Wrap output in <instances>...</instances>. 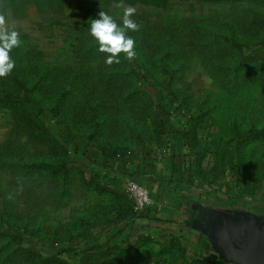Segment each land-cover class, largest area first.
Segmentation results:
<instances>
[{
	"label": "rangeland",
	"instance_id": "obj_1",
	"mask_svg": "<svg viewBox=\"0 0 264 264\" xmlns=\"http://www.w3.org/2000/svg\"><path fill=\"white\" fill-rule=\"evenodd\" d=\"M129 7L136 55L109 65L90 25L105 12L122 26ZM2 8L0 30L14 28L21 43L0 96L24 97L17 68L34 89L25 99L34 116L0 103V264H222L184 214L180 225L148 229L127 193L134 175L104 172L185 161L188 208L264 217V0H0ZM167 107L187 118L184 132L170 133ZM184 143L186 157L170 152Z\"/></svg>",
	"mask_w": 264,
	"mask_h": 264
},
{
	"label": "crops",
	"instance_id": "obj_2",
	"mask_svg": "<svg viewBox=\"0 0 264 264\" xmlns=\"http://www.w3.org/2000/svg\"><path fill=\"white\" fill-rule=\"evenodd\" d=\"M172 160H169V164H166L164 167L162 164H158L157 167H150L145 166L143 164L137 166L139 170L136 171L137 168L135 166H127L121 170L120 173H132L134 175L131 181L135 182H143L151 191H152V198L155 201V205L153 209V214L150 216L151 221L146 219L151 228H167L170 227L172 224L180 225L177 223L176 218H178L181 214H184L187 228H189V232L191 233L190 229L193 232H196L198 235L200 232L199 228L201 227V220L195 219L197 218V214L199 212H203L205 215L207 211H209L208 206H204V203L199 202L198 204H192L190 207H187V203L193 200V188L189 186V182L187 179V174L183 172V170L178 171L172 165ZM162 169L165 171L162 172ZM136 172V173H135ZM121 174V175H122ZM120 175V176H121ZM145 178V179H144ZM232 205L226 206L225 211H245L241 209L233 210ZM187 207V211L182 212L183 208ZM214 209V208H210ZM155 213H159L162 217L159 218V221H155L158 218ZM186 213V214H185ZM256 215V214H255ZM259 216V215H257ZM261 217V216H260ZM194 220V223H193ZM177 223V224H176ZM170 225V226H169ZM185 226H180L179 230L185 232L187 229ZM174 230L177 228H173ZM205 235V234H204ZM191 236V235H190ZM209 239V238H208ZM215 253V252H214ZM212 253V254H214ZM215 255V254H214ZM218 254L216 253L215 256ZM221 259V258H220ZM222 260V259H221ZM224 261V260H222ZM225 262V261H224ZM226 263V262H225ZM227 264V263H226Z\"/></svg>",
	"mask_w": 264,
	"mask_h": 264
},
{
	"label": "water",
	"instance_id": "obj_3",
	"mask_svg": "<svg viewBox=\"0 0 264 264\" xmlns=\"http://www.w3.org/2000/svg\"><path fill=\"white\" fill-rule=\"evenodd\" d=\"M199 230L227 264H264V217L209 209Z\"/></svg>",
	"mask_w": 264,
	"mask_h": 264
},
{
	"label": "clouds",
	"instance_id": "obj_4",
	"mask_svg": "<svg viewBox=\"0 0 264 264\" xmlns=\"http://www.w3.org/2000/svg\"><path fill=\"white\" fill-rule=\"evenodd\" d=\"M134 11L135 9L131 7L125 9L122 26L105 12H100L99 18L94 19L90 25V34L99 45L98 50L110 54L105 58V62L109 65L120 62L121 52L125 53L128 59L136 55L135 41L126 34V30L139 28V25L131 18ZM4 23L5 17L0 15V25ZM20 43L19 33L14 28L0 30V77L9 75L15 67V61L11 59L9 53Z\"/></svg>",
	"mask_w": 264,
	"mask_h": 264
},
{
	"label": "trees",
	"instance_id": "obj_5",
	"mask_svg": "<svg viewBox=\"0 0 264 264\" xmlns=\"http://www.w3.org/2000/svg\"><path fill=\"white\" fill-rule=\"evenodd\" d=\"M0 10L3 13L6 9L5 8H2ZM244 66L247 67V64H244ZM14 74H15V76L13 78L14 79V82L20 88V90L18 92L24 93V97H21L22 94H16L15 95L12 92V93L6 94L5 97H3V98L0 96V103H8V102H10L14 106H17V105L18 106H21L22 105L23 106V111L25 113H29L31 116H34V114L32 113L31 109L27 106V103L25 102V99H26L27 102H29L32 99V94H34V89H31L30 90L29 87H28V85H27V83L25 81L21 80L22 78H20L19 75H17V68H15ZM166 113L170 115V116L168 115L169 116L170 133L174 130L173 127H176L177 125L180 127L179 128L180 129V132H184L186 130V127L188 126V120H187V118L183 114H178L176 112H172V110H171L170 107H167ZM187 147H188V144L187 143L180 144V145H177V146L175 144H171L170 145V152L173 153V154H175V155H177L178 158H183V157H186L184 155V152L186 151V148ZM144 162H145V164H144L145 166H150V167H157L158 166L157 162H155V161L150 162V161L146 160ZM186 164L187 163L184 161V162H181V163H179L177 165H174L173 167L176 170H178V171H180V170L182 171L183 170V172L187 174L189 172V169H187ZM139 165H141V164H139ZM38 166H39V168L42 167L43 169H52V166L49 165L48 163L38 164ZM136 166H137V164L135 165V167ZM139 167L136 169V171L139 170ZM123 168L119 166L120 171ZM163 171L164 170L162 169V172ZM54 173H57V172H54ZM104 174L106 175V177H108L109 175H113L114 176L113 177L114 179H118L120 177V172L119 171L118 172L117 171L116 172L110 171V172H107V173L104 172ZM150 192H151V195H152V191L151 190H150ZM152 208L153 207H148V208H146L144 210V212H145L144 217H145V219H148L150 222H153V221H151V218H150V216L153 214V209ZM154 214L158 215L157 216L158 218H156L155 221H159V218H161V217H159L160 216L159 213L158 212L157 213L154 212ZM5 221H6L5 215L2 214V213H0V234H3V233H1V229L4 226ZM147 228L150 229L151 226H149ZM158 229L162 230L163 228L158 227L157 230ZM5 235L10 236L13 239L17 238L16 233H15V235H12V234L10 235L8 232H5ZM19 237H20V235H18V238ZM180 244H181V242L179 241V239L177 237H173V239L171 240V247L172 248L177 247L176 245H178V247H182V246H180ZM183 250L185 252L186 251L190 252L189 251V248L188 247H185V246L183 247ZM193 253L200 254L201 251L200 250H195ZM38 255L42 256L40 253ZM213 259L215 261H217V262L222 263V264H226L224 261H222L217 256H215ZM50 263H51V260H48V261L46 260L45 262H41L40 261V264H50Z\"/></svg>",
	"mask_w": 264,
	"mask_h": 264
},
{
	"label": "built area",
	"instance_id": "obj_6",
	"mask_svg": "<svg viewBox=\"0 0 264 264\" xmlns=\"http://www.w3.org/2000/svg\"><path fill=\"white\" fill-rule=\"evenodd\" d=\"M127 193L134 199L137 207L141 210L155 205L150 189L144 184L130 182L127 187Z\"/></svg>",
	"mask_w": 264,
	"mask_h": 264
},
{
	"label": "flooded vegetation",
	"instance_id": "obj_7",
	"mask_svg": "<svg viewBox=\"0 0 264 264\" xmlns=\"http://www.w3.org/2000/svg\"><path fill=\"white\" fill-rule=\"evenodd\" d=\"M205 217H206V215H205L203 212H199V213L197 214V218L195 219V221H196L197 219H199V220L202 221ZM193 223H194V220H193Z\"/></svg>",
	"mask_w": 264,
	"mask_h": 264
}]
</instances>
